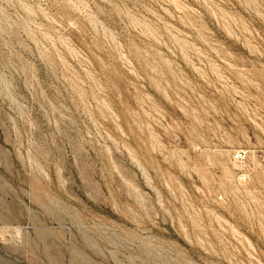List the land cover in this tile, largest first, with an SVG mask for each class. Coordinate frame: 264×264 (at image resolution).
<instances>
[{
  "label": "rangeland",
  "instance_id": "obj_1",
  "mask_svg": "<svg viewBox=\"0 0 264 264\" xmlns=\"http://www.w3.org/2000/svg\"><path fill=\"white\" fill-rule=\"evenodd\" d=\"M0 264H264V0H0Z\"/></svg>",
  "mask_w": 264,
  "mask_h": 264
},
{
  "label": "built area",
  "instance_id": "obj_2",
  "mask_svg": "<svg viewBox=\"0 0 264 264\" xmlns=\"http://www.w3.org/2000/svg\"><path fill=\"white\" fill-rule=\"evenodd\" d=\"M239 155H234V159H238Z\"/></svg>",
  "mask_w": 264,
  "mask_h": 264
}]
</instances>
